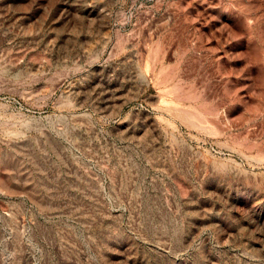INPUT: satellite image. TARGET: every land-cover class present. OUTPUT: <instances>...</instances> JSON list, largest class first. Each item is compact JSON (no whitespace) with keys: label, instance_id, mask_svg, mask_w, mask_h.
Wrapping results in <instances>:
<instances>
[{"label":"rangeland","instance_id":"rangeland-1","mask_svg":"<svg viewBox=\"0 0 264 264\" xmlns=\"http://www.w3.org/2000/svg\"><path fill=\"white\" fill-rule=\"evenodd\" d=\"M0 264H264V0H0Z\"/></svg>","mask_w":264,"mask_h":264}]
</instances>
